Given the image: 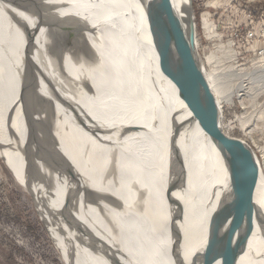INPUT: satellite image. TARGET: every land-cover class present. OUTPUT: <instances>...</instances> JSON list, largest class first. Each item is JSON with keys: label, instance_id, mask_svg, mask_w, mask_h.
I'll return each instance as SVG.
<instances>
[{"label": "bare ground", "instance_id": "6f19581e", "mask_svg": "<svg viewBox=\"0 0 264 264\" xmlns=\"http://www.w3.org/2000/svg\"><path fill=\"white\" fill-rule=\"evenodd\" d=\"M150 1L0 0V153L70 264H203L212 219L231 196L216 144L163 71ZM172 3L188 31L191 0ZM207 60L221 108L264 90L257 71L236 83L232 71L217 75L216 55ZM76 64L97 101L91 122L74 96L84 97L71 82ZM257 161L237 264H264Z\"/></svg>", "mask_w": 264, "mask_h": 264}, {"label": "rangeland", "instance_id": "374dc122", "mask_svg": "<svg viewBox=\"0 0 264 264\" xmlns=\"http://www.w3.org/2000/svg\"><path fill=\"white\" fill-rule=\"evenodd\" d=\"M191 3L197 29V54L205 73H212L213 67L207 58L213 54L218 57L215 61L217 75L224 77L232 71L234 78L237 77L233 80L236 83L244 82L249 75L254 79L253 74L247 75L252 69H249L246 44L234 42L231 37L250 23V11L257 13V21L264 16V0H191ZM228 49L229 56H221L228 54ZM72 71L74 89L84 95L83 98L74 95L75 99L91 122L97 104L91 94L92 86L86 82L79 84L84 75L81 65L76 64ZM237 71L246 74H236ZM61 91V98L65 95L70 105L67 86ZM236 94L239 97L223 104L222 129L228 136L252 147L264 170V90L260 88L253 96ZM38 201L16 180L0 153V264H70L62 250L56 247L52 229L44 214L42 216Z\"/></svg>", "mask_w": 264, "mask_h": 264}, {"label": "water", "instance_id": "95a60500", "mask_svg": "<svg viewBox=\"0 0 264 264\" xmlns=\"http://www.w3.org/2000/svg\"><path fill=\"white\" fill-rule=\"evenodd\" d=\"M187 31L172 0H151L146 14L154 45L165 75L193 113L202 130L216 144L230 177L231 196L213 217L203 264H237L239 252L250 229L245 230L257 187L260 165L252 147L228 136L222 129L223 110L205 76L197 54L195 18ZM197 32V29H196Z\"/></svg>", "mask_w": 264, "mask_h": 264}, {"label": "built area", "instance_id": "2783aa9c", "mask_svg": "<svg viewBox=\"0 0 264 264\" xmlns=\"http://www.w3.org/2000/svg\"><path fill=\"white\" fill-rule=\"evenodd\" d=\"M249 15L250 23L247 24V27L233 33L231 38L234 42H244L246 44L249 69H252L253 72L257 71L264 78V68L262 67L264 63V16L257 21L255 11H250ZM260 86L259 84L254 86L252 90L254 94L257 90H260Z\"/></svg>", "mask_w": 264, "mask_h": 264}, {"label": "crops", "instance_id": "0c3cea01", "mask_svg": "<svg viewBox=\"0 0 264 264\" xmlns=\"http://www.w3.org/2000/svg\"><path fill=\"white\" fill-rule=\"evenodd\" d=\"M223 126V125H222Z\"/></svg>", "mask_w": 264, "mask_h": 264}]
</instances>
